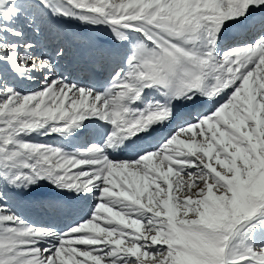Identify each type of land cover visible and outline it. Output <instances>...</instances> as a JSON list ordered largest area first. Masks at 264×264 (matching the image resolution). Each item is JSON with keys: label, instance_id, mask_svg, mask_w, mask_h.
Wrapping results in <instances>:
<instances>
[{"label": "snow or ice", "instance_id": "obj_1", "mask_svg": "<svg viewBox=\"0 0 264 264\" xmlns=\"http://www.w3.org/2000/svg\"><path fill=\"white\" fill-rule=\"evenodd\" d=\"M0 264H264V0H0Z\"/></svg>", "mask_w": 264, "mask_h": 264}, {"label": "rangeland", "instance_id": "obj_2", "mask_svg": "<svg viewBox=\"0 0 264 264\" xmlns=\"http://www.w3.org/2000/svg\"><path fill=\"white\" fill-rule=\"evenodd\" d=\"M95 34L97 36H104V33L103 32H96ZM80 48H81V45H79V44L73 45V53L76 54L80 50ZM78 55H79V52H78ZM78 55H77V58H78ZM73 64H74V56L72 58V62L68 64V67H71V69H74L73 68ZM80 75L83 76L84 74L80 73ZM32 210L33 211L25 210V211H28L25 215H27L28 217H32L33 216V212L35 211V214L40 213V215H42L44 217L45 216H48V217L50 216L47 213H42V209L41 208H32ZM44 212H46V211H44ZM51 213H52V216L51 217L52 218L58 217V218H56V221L59 222V220H60V218H59L60 217V213L63 214V212L62 211H59V210H53L52 209L51 210Z\"/></svg>", "mask_w": 264, "mask_h": 264}, {"label": "bare ground", "instance_id": "obj_3", "mask_svg": "<svg viewBox=\"0 0 264 264\" xmlns=\"http://www.w3.org/2000/svg\"><path fill=\"white\" fill-rule=\"evenodd\" d=\"M81 203H83V202H81ZM27 212H28V211H25V214H26ZM34 213H35V211H34ZM45 218L50 220V218H48V216H45Z\"/></svg>", "mask_w": 264, "mask_h": 264}]
</instances>
